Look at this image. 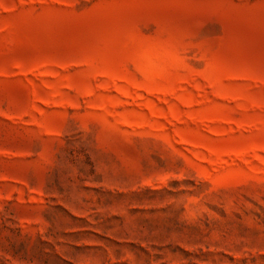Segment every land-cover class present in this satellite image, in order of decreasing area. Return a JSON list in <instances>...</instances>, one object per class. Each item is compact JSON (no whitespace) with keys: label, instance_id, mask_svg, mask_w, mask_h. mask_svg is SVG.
I'll use <instances>...</instances> for the list:
<instances>
[{"label":"rangeland","instance_id":"obj_1","mask_svg":"<svg viewBox=\"0 0 264 264\" xmlns=\"http://www.w3.org/2000/svg\"><path fill=\"white\" fill-rule=\"evenodd\" d=\"M0 264H264V0H0Z\"/></svg>","mask_w":264,"mask_h":264}]
</instances>
